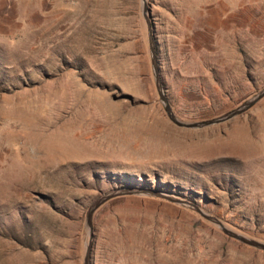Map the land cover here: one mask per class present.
<instances>
[{"label":"rangeland","instance_id":"rangeland-1","mask_svg":"<svg viewBox=\"0 0 264 264\" xmlns=\"http://www.w3.org/2000/svg\"><path fill=\"white\" fill-rule=\"evenodd\" d=\"M176 116L264 87V0H148ZM158 189L264 241V99L175 127L158 102L139 0H0V264H82L85 212ZM172 259V260H171ZM91 264H264V251L159 198L93 217Z\"/></svg>","mask_w":264,"mask_h":264},{"label":"water","instance_id":"water-1","mask_svg":"<svg viewBox=\"0 0 264 264\" xmlns=\"http://www.w3.org/2000/svg\"><path fill=\"white\" fill-rule=\"evenodd\" d=\"M140 14L145 27V36L148 45V56L151 68V75L154 84L155 91L158 96V102L160 103L166 118L175 127L181 129L198 130L220 125L229 122L254 108L262 99H264V87L257 91L254 95L249 97L246 101L235 107L231 111L222 115L216 116L209 120L203 121H184L176 116L172 106L167 98L165 88L160 75L159 62L157 59L155 38L153 33V24L150 19V8L148 0H139ZM124 196H149L153 198H159L183 207L189 211L194 212L199 218L205 222L211 224L218 231H220L226 237L233 239L239 243H242L248 247L256 250L264 251V241H259L248 237L242 233H239L230 227H228L223 221L216 216L212 215L204 208L200 207L194 202L188 201L184 198L178 197L165 191H159L158 189H141V188H115L102 193L88 206L83 223V241H84V253L82 257V264H91V251L93 240V217L95 212L108 201L124 197Z\"/></svg>","mask_w":264,"mask_h":264},{"label":"bare ground","instance_id":"bare-ground-1","mask_svg":"<svg viewBox=\"0 0 264 264\" xmlns=\"http://www.w3.org/2000/svg\"><path fill=\"white\" fill-rule=\"evenodd\" d=\"M172 260V259H171Z\"/></svg>","mask_w":264,"mask_h":264}]
</instances>
